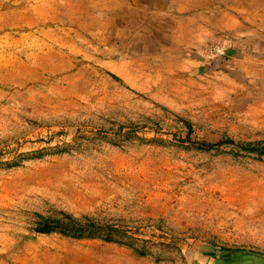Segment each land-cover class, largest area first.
<instances>
[{"label": "rangeland", "instance_id": "obj_1", "mask_svg": "<svg viewBox=\"0 0 264 264\" xmlns=\"http://www.w3.org/2000/svg\"><path fill=\"white\" fill-rule=\"evenodd\" d=\"M261 143L260 0H0V264H264Z\"/></svg>", "mask_w": 264, "mask_h": 264}, {"label": "trees", "instance_id": "obj_2", "mask_svg": "<svg viewBox=\"0 0 264 264\" xmlns=\"http://www.w3.org/2000/svg\"><path fill=\"white\" fill-rule=\"evenodd\" d=\"M184 127L186 130H188L187 133H189V128L187 126ZM134 128L135 127H132L131 129ZM134 133L136 132L130 131L128 134L130 135ZM55 150H59V151L63 150L64 152H69V150H65V149H55ZM91 221L92 220L88 218H84V220L81 222L76 219H73L71 216H63L61 218H54V217L40 218V221L38 222L37 227L34 229V232L39 234H49L52 232H58L61 235H65L77 239L82 238L85 234L91 235L92 237V234H101L100 232H107L102 234V237L104 238V240H106L110 238L111 233L116 232L119 228L117 226H111L100 230V227L95 226L94 223H92Z\"/></svg>", "mask_w": 264, "mask_h": 264}]
</instances>
